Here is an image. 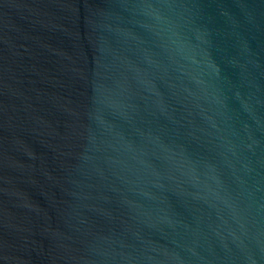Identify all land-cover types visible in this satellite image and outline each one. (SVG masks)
I'll return each mask as SVG.
<instances>
[{
  "label": "water",
  "instance_id": "1",
  "mask_svg": "<svg viewBox=\"0 0 264 264\" xmlns=\"http://www.w3.org/2000/svg\"><path fill=\"white\" fill-rule=\"evenodd\" d=\"M0 264H264V0H0Z\"/></svg>",
  "mask_w": 264,
  "mask_h": 264
}]
</instances>
